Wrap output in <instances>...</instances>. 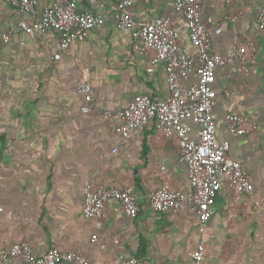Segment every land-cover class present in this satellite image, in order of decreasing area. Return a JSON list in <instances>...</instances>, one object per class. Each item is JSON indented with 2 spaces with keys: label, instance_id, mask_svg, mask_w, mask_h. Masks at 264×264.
Wrapping results in <instances>:
<instances>
[{
  "label": "crops",
  "instance_id": "1",
  "mask_svg": "<svg viewBox=\"0 0 264 264\" xmlns=\"http://www.w3.org/2000/svg\"><path fill=\"white\" fill-rule=\"evenodd\" d=\"M51 1L34 3L40 11ZM76 2L79 10L108 19L53 58L59 51L58 33H20L14 8L0 0V30L14 33L12 41L0 46V246L27 241L43 253L52 245L62 252H81L89 264H121L131 256L136 264H190L189 252L198 240L195 215L185 210L154 212L146 202L147 193L163 181L174 189L189 188L175 139L164 137L154 124L133 130L125 145L115 132L117 112L135 94H167L163 66L151 63L150 53L140 54L130 33L115 26L111 0ZM263 5L262 0L200 4L208 30L221 28L211 34V49L231 55L232 45L244 41L252 44L247 52L255 59L237 74L233 57L214 75V137L227 139V155L245 164L252 192L240 194L229 187L218 191L204 264H264V32L257 26ZM128 12L147 21L165 17L185 35L182 16L168 0H132ZM208 17L214 23H208ZM184 45L195 53L188 40ZM80 80L93 88L88 112L80 109ZM192 80L189 76L180 85L186 88ZM103 107L111 112L108 118L101 115ZM226 113L248 116L255 126L243 135H230L223 126ZM88 184L132 186L137 195L135 218L124 215L116 200L105 203V249L90 241L94 220L81 213L82 191ZM0 264L24 262L15 257Z\"/></svg>",
  "mask_w": 264,
  "mask_h": 264
},
{
  "label": "built area",
  "instance_id": "2",
  "mask_svg": "<svg viewBox=\"0 0 264 264\" xmlns=\"http://www.w3.org/2000/svg\"><path fill=\"white\" fill-rule=\"evenodd\" d=\"M5 1L18 16L16 28L20 33H44L48 29L58 33L59 51L53 58H59L60 51L67 49L74 40L86 38L91 30L108 19L104 14L79 10L76 0H52L40 11L35 7L34 0ZM168 1L171 9L182 16L185 35L165 17L150 21L132 17L128 12L132 0H111L116 12L115 26L130 33L140 54L150 53V62L163 66L167 86V94L160 98L147 93L135 94L127 106L117 112L119 123L115 126V132L120 144L125 145L133 130L154 124L164 137L175 139L178 159L187 168L189 188L174 189L163 181L147 193L146 202L154 212L185 210L195 215L198 240L189 252L190 264H204L209 222L215 212L218 191L222 187H229L240 194L249 195L252 192L245 164L227 155V139L217 141L214 137L216 119L213 106L218 97L213 86L214 75L218 67L232 62L233 57L238 60L235 67L237 74L247 71L255 59L247 52L252 44L244 41L232 45L231 55L211 49V34H218L221 28L208 30L200 16L201 0ZM221 1L229 3L232 0ZM262 2L264 4V0ZM207 22L214 23V20L208 17ZM257 26L264 32V5L258 10ZM13 36L11 30H0V46L12 41ZM185 40L194 48V54L185 48ZM189 76H193L194 80L182 88L180 84ZM76 91L83 98L81 111L88 112L93 101L91 84L87 80H80L76 84ZM221 93L225 96L229 94L227 89ZM110 114L108 108H102V117L108 118ZM223 124L230 135H243L255 126L252 118L236 113H226ZM82 196V216L93 219L96 229L91 233L90 241L100 249L107 246L105 234L101 231L105 203L110 198L116 200L121 212L130 218H135L139 210L132 186L88 184L84 186ZM254 205L258 206L259 202ZM112 241L116 243L117 238H112ZM15 257H20L24 264H58L62 260L72 264H89L81 252H62L52 245L43 253H37L27 241L0 246V262L8 263ZM136 262L134 256L121 260V264Z\"/></svg>",
  "mask_w": 264,
  "mask_h": 264
}]
</instances>
